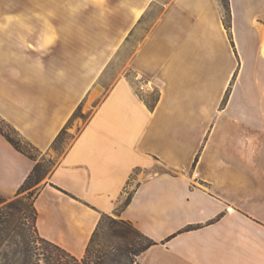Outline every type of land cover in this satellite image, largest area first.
Returning a JSON list of instances; mask_svg holds the SVG:
<instances>
[{
    "label": "crops",
    "instance_id": "obj_1",
    "mask_svg": "<svg viewBox=\"0 0 264 264\" xmlns=\"http://www.w3.org/2000/svg\"><path fill=\"white\" fill-rule=\"evenodd\" d=\"M229 8L227 28L222 0H80L67 19L0 0V118L46 152L89 103L34 197L41 237L81 257L111 215L156 242L137 264H264V0ZM33 165L0 133V195Z\"/></svg>",
    "mask_w": 264,
    "mask_h": 264
},
{
    "label": "trees",
    "instance_id": "obj_2",
    "mask_svg": "<svg viewBox=\"0 0 264 264\" xmlns=\"http://www.w3.org/2000/svg\"><path fill=\"white\" fill-rule=\"evenodd\" d=\"M222 3L224 7V24L225 27L228 28L230 23L229 0H222ZM0 121L8 129L5 130L0 125V133L7 139V141H9L13 145V147H15L18 151L22 152L23 154H25L34 161V165L30 173L27 175L23 183L20 185L18 191L22 189H27L29 188V186L38 183L47 172L46 166L43 163V159H39L36 156L37 153L41 151H39L30 142L23 139L19 135V133L3 119L0 118ZM64 133H65V128H63L60 131L55 142L58 141L62 136V134ZM129 199L130 196L127 197L126 202H128ZM10 214L13 217L14 213L12 212ZM32 214H33L32 231L26 233H19L23 238L22 246L18 249L11 250L10 260L0 262V264H109L108 263L109 261L122 264L121 258L118 256H114V250L116 249L119 250L121 255L124 254L128 259H130V261L131 260L133 261L134 257L138 256L140 253L145 251L151 245L156 243L150 237H148L147 235L143 234L138 229H136L129 221L123 219L110 218L113 223L118 224V227H113V226L111 227V236L120 239L121 243L117 245V247L111 246L106 249L92 250L94 237L96 236L99 230L100 224L102 222V218L104 216L109 217V215H104L101 217L95 230L93 231L89 239V242L86 246L84 254L81 257H77L71 254L66 249L62 248L57 243L47 240L38 234L37 229L35 227L36 210L33 206V202H32ZM12 217H8L9 219H5V218L2 219L0 217V224L8 223L10 221V218ZM187 228L190 229L192 227L189 226ZM4 229L5 228L2 225H0V239H2L3 237Z\"/></svg>",
    "mask_w": 264,
    "mask_h": 264
},
{
    "label": "rangeland",
    "instance_id": "obj_3",
    "mask_svg": "<svg viewBox=\"0 0 264 264\" xmlns=\"http://www.w3.org/2000/svg\"><path fill=\"white\" fill-rule=\"evenodd\" d=\"M56 1V0H49ZM63 3L64 7V17L65 19L70 18L72 16V3L78 2L80 0H58ZM159 1H167V0H159ZM161 8L160 4L148 13L146 17V21L139 27L138 30L131 36L128 43L125 44L123 48L115 55L113 59L111 67V77L113 78L115 75L116 69H119L121 66L126 67V58L130 55L133 46L137 44V42L142 38L147 26L152 22L155 16L158 14L159 9ZM77 16L85 17L87 16V11L83 10H75ZM80 18V19H81ZM113 71V72H112ZM143 89L142 85H139L138 89ZM147 87L144 86V91H146ZM150 91L152 89L150 88ZM155 94H153L154 96ZM88 105L89 103L84 104L80 108V110L75 111L71 121L67 124L65 128V133L62 134L60 139L53 143L51 148L46 152H38L37 158L43 159V163L46 166L47 172L43 176V178L36 184L29 186L27 189H22L17 191L14 195L10 196H2L0 195V217L3 219H9L8 217H12L10 213H14L13 219L10 218L8 223H1L5 229L3 230V237L0 239V262L8 261L11 258L10 251L14 249H18L22 246L23 238L19 233H26L32 231L33 225V214H32V202L33 198L37 192L38 186L47 178L50 170L53 168L58 155L67 148L69 143L72 140V134L69 133L70 129L73 131L76 127L82 124V122L86 119L88 115ZM0 125L8 130L5 125L0 121ZM71 132V131H70ZM118 219L117 217L104 216L102 218V222L100 224L99 230L94 237V242L92 246V250H101L106 249L108 247H117L121 243V240L111 236V227H118L117 223H113L111 219ZM114 256H118L121 258L122 264H137V256L133 258V261L128 259L124 254H120L119 250H114ZM130 257V256H128ZM109 264H118L117 262L109 261Z\"/></svg>",
    "mask_w": 264,
    "mask_h": 264
},
{
    "label": "built area",
    "instance_id": "obj_4",
    "mask_svg": "<svg viewBox=\"0 0 264 264\" xmlns=\"http://www.w3.org/2000/svg\"><path fill=\"white\" fill-rule=\"evenodd\" d=\"M141 88V87H140Z\"/></svg>",
    "mask_w": 264,
    "mask_h": 264
}]
</instances>
